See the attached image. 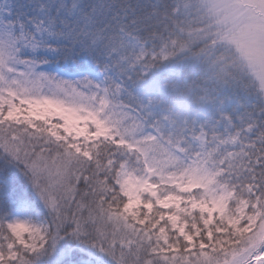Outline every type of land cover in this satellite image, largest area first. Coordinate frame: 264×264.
<instances>
[{
	"label": "snow or ice",
	"instance_id": "obj_1",
	"mask_svg": "<svg viewBox=\"0 0 264 264\" xmlns=\"http://www.w3.org/2000/svg\"><path fill=\"white\" fill-rule=\"evenodd\" d=\"M261 45L264 0H0V264H264Z\"/></svg>",
	"mask_w": 264,
	"mask_h": 264
},
{
	"label": "clouds",
	"instance_id": "obj_2",
	"mask_svg": "<svg viewBox=\"0 0 264 264\" xmlns=\"http://www.w3.org/2000/svg\"><path fill=\"white\" fill-rule=\"evenodd\" d=\"M217 43L221 45L220 49H223L226 53V59H238L247 64L248 59L244 55L242 49L238 46L239 37L235 34L232 26L220 27L215 29ZM264 47V45H261Z\"/></svg>",
	"mask_w": 264,
	"mask_h": 264
},
{
	"label": "trees",
	"instance_id": "obj_3",
	"mask_svg": "<svg viewBox=\"0 0 264 264\" xmlns=\"http://www.w3.org/2000/svg\"><path fill=\"white\" fill-rule=\"evenodd\" d=\"M201 46L202 45H197L196 46V50H198L199 47H201ZM217 55H221V56L225 57L226 56V53L224 52L223 49H220L219 52L217 53ZM228 60H229V63H232V60L231 59H228ZM236 67H238V66L236 65ZM170 84H171V81H169V80H165V81L162 82V86H164V85H170Z\"/></svg>",
	"mask_w": 264,
	"mask_h": 264
},
{
	"label": "rangeland",
	"instance_id": "obj_4",
	"mask_svg": "<svg viewBox=\"0 0 264 264\" xmlns=\"http://www.w3.org/2000/svg\"><path fill=\"white\" fill-rule=\"evenodd\" d=\"M194 2H196V3H199L200 2V0H194ZM214 31H215V29H214ZM238 66V65H237ZM239 67V66H238ZM237 67V68H238Z\"/></svg>",
	"mask_w": 264,
	"mask_h": 264
}]
</instances>
